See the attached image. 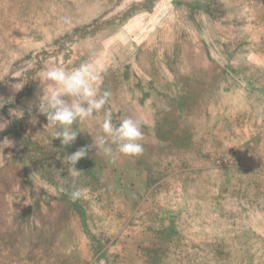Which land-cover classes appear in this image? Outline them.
I'll use <instances>...</instances> for the list:
<instances>
[{
    "label": "rangeland",
    "instance_id": "1",
    "mask_svg": "<svg viewBox=\"0 0 264 264\" xmlns=\"http://www.w3.org/2000/svg\"><path fill=\"white\" fill-rule=\"evenodd\" d=\"M84 62L111 95L62 147L32 105ZM107 113L143 153L71 176ZM0 117V264H264V0H0Z\"/></svg>",
    "mask_w": 264,
    "mask_h": 264
},
{
    "label": "clouds",
    "instance_id": "2",
    "mask_svg": "<svg viewBox=\"0 0 264 264\" xmlns=\"http://www.w3.org/2000/svg\"><path fill=\"white\" fill-rule=\"evenodd\" d=\"M64 23H71L67 17ZM44 87L42 94L36 98L32 106L47 119V126L53 130L54 139H59L61 146H71L79 133L73 128L77 122L83 123L101 112L108 103L110 92L99 91L101 70L88 62L81 63L71 70L54 67L43 71ZM0 131L7 124V120L0 117ZM92 136L90 145L79 148L66 155L64 162L68 173L76 177L81 171L75 168L79 160L88 155L90 148L113 160L118 155L138 156L143 153V139L141 124L138 120L126 117L113 123L111 113H107L98 132L89 133ZM82 190L74 188L70 198L75 201L81 198Z\"/></svg>",
    "mask_w": 264,
    "mask_h": 264
},
{
    "label": "trees",
    "instance_id": "3",
    "mask_svg": "<svg viewBox=\"0 0 264 264\" xmlns=\"http://www.w3.org/2000/svg\"><path fill=\"white\" fill-rule=\"evenodd\" d=\"M82 34V33H81ZM83 34H84V31H83ZM175 92V91H174ZM143 100V99H142ZM157 104L156 103H154V106H156ZM161 120V118H158V119H156V120Z\"/></svg>",
    "mask_w": 264,
    "mask_h": 264
}]
</instances>
